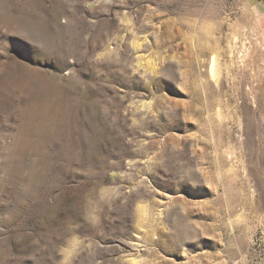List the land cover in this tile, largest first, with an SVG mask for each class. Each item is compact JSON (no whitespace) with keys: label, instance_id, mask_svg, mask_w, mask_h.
Returning <instances> with one entry per match:
<instances>
[{"label":"rangeland","instance_id":"obj_1","mask_svg":"<svg viewBox=\"0 0 264 264\" xmlns=\"http://www.w3.org/2000/svg\"><path fill=\"white\" fill-rule=\"evenodd\" d=\"M0 264H264V3L0 0Z\"/></svg>","mask_w":264,"mask_h":264},{"label":"water","instance_id":"obj_2","mask_svg":"<svg viewBox=\"0 0 264 264\" xmlns=\"http://www.w3.org/2000/svg\"><path fill=\"white\" fill-rule=\"evenodd\" d=\"M264 3V0H261Z\"/></svg>","mask_w":264,"mask_h":264}]
</instances>
